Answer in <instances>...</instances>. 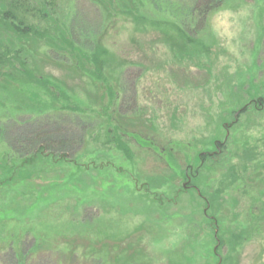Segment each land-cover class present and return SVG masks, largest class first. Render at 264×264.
I'll list each match as a JSON object with an SVG mask.
<instances>
[{
    "label": "rangeland",
    "instance_id": "obj_1",
    "mask_svg": "<svg viewBox=\"0 0 264 264\" xmlns=\"http://www.w3.org/2000/svg\"><path fill=\"white\" fill-rule=\"evenodd\" d=\"M49 1L0 0V264H264V0Z\"/></svg>",
    "mask_w": 264,
    "mask_h": 264
},
{
    "label": "trees",
    "instance_id": "obj_2",
    "mask_svg": "<svg viewBox=\"0 0 264 264\" xmlns=\"http://www.w3.org/2000/svg\"><path fill=\"white\" fill-rule=\"evenodd\" d=\"M5 1L7 3V8L4 12H2V16H4V18L10 20V22H7V24H6L8 29L12 30L15 34H20V35H26L27 36V35L37 34V33L40 36L42 35L39 32V30H37L34 27L35 26L34 22L31 23L29 20V19H38V18L43 17L45 15L42 12V8H40V7H43L42 4H40L39 7L37 8V7H34V5L37 4L36 0H5ZM47 3H49L50 6L52 5V4H50L49 0H47ZM37 6H38V4H37ZM207 7H210V6H207ZM128 13L130 15V12H128ZM131 16L135 19L134 22H136L138 16H135V15L133 16L132 14H131ZM177 30H178V28H177ZM61 39L63 40V37ZM63 41L65 43L67 41L68 45L73 50V44L69 43V41L66 39H64ZM10 53H11V51H9V52L4 51V52L0 53V66L3 64H6L8 62H10V64L12 62H14V63L18 62V58H19L18 55L13 56V59H11V56L9 55ZM92 55H93V60H91V62L93 64V66H92L93 69H90L91 75L93 77H95V80H97V81L103 79V80H101L102 83L104 84V82H105L107 84V86H109L111 89V86L109 85L107 80L103 77V75H102V77H101V75L99 77L98 74L95 73V71L97 70L98 66L101 64L103 59L106 62L109 61L107 50L104 49V51L99 55H97L95 53H93ZM77 57H79V55H77ZM90 57H91V55H90ZM19 65H20L19 69H21V67H25L23 65V62H21V60H19ZM9 76H11V75H9ZM40 81H50V80L43 78V80H40ZM98 86H100V85H98ZM24 162L27 164L30 163V161L28 159L24 160ZM2 167H3V170L9 171V173H12L13 166L8 165L6 163H3Z\"/></svg>",
    "mask_w": 264,
    "mask_h": 264
}]
</instances>
